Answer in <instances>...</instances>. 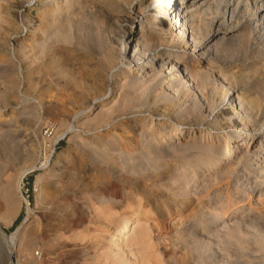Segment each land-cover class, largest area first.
<instances>
[{
	"label": "rangeland",
	"instance_id": "374dc122",
	"mask_svg": "<svg viewBox=\"0 0 264 264\" xmlns=\"http://www.w3.org/2000/svg\"><path fill=\"white\" fill-rule=\"evenodd\" d=\"M114 1L131 10L139 0ZM101 2L0 0V264H111L98 254L111 229L131 213L140 214L149 233L142 251L147 257L132 246L125 254L130 264H264V193L254 196L252 190L264 184V140L232 149L217 170L218 152L197 180L195 151L181 157L192 168L185 172L181 158L155 154L159 146L166 148L162 142L179 124L186 127L182 145L213 139L220 149L226 143L231 150L235 143L225 136L241 122L237 116L235 123L228 121L231 99L221 95L224 88L237 87L264 106V25L253 33L243 27L219 46L210 56L212 70L195 78V86L175 83L168 70L150 62L147 71L158 77L132 87L127 55L119 57L101 43ZM252 5L250 0V10ZM148 12L133 27L145 52L157 53L160 62L169 54L174 61L193 58L180 46H158L156 37L167 28L149 24ZM162 14L167 22L169 16ZM141 65L133 62L131 68ZM244 128L238 126V138L253 135ZM257 145L258 155L246 153ZM30 168L21 194L19 179ZM214 205L221 206L222 217L207 220ZM31 233L37 239L26 248Z\"/></svg>",
	"mask_w": 264,
	"mask_h": 264
},
{
	"label": "bare ground",
	"instance_id": "6f19581e",
	"mask_svg": "<svg viewBox=\"0 0 264 264\" xmlns=\"http://www.w3.org/2000/svg\"><path fill=\"white\" fill-rule=\"evenodd\" d=\"M96 1L98 2L99 0H96ZM100 1H102V2H101V4H99L100 6L98 7V10L101 13V17L104 19L103 21L105 22V26H104V28H102L100 30V35H99V37L101 39V43L103 46H106V48H108V46H111L114 49L113 52H115L116 55L119 57L121 55H127L126 64H128V66H129L127 68V70H128L127 74L129 75V83L132 87H134L136 85L144 86V85H146L147 82L148 83H149V81L152 82L153 79L155 78V76H157V75L153 76V75L149 74V72L147 71L148 67H146L145 65L150 63V62L153 66H158L159 70H161L160 68H165L166 70H168L169 75L176 78L177 81L175 83H177V82L180 84L184 83L185 85L192 83L191 86H195L194 81H193L195 78L196 79H203V76L206 75L207 72L209 73L212 70L211 69L212 65L210 64V56L211 55L213 56V53L216 50H218L219 46H223L227 42H230L229 40L234 38L235 35H238V33L241 30H243V27L244 28L247 27V28L251 29V32H252V28L255 30L259 26L264 25V0H252L253 1V5H252L253 10L251 9L253 11L252 14H249V11H251L250 10V8H251L250 7V0H139L135 6L130 8L131 10L122 8L114 0H100ZM125 2H126V0H125ZM156 2H161L162 4L160 7H157V12H155V14L154 13L152 14L151 8L156 4ZM58 7H60V6H58ZM146 11L150 12V13L148 12L149 16L150 15L153 16L150 19V21L148 20L149 24L152 22H156V26H159L163 29L167 28V31H165V32L163 31V33L161 32V33H159V35H157L156 38L159 39V42H160L158 46H174V45L176 47L180 46V47L184 48V50H190L192 53H194V57L190 58L189 60H188V58H185V57H177L178 60L176 59L177 61H174V60L168 59V58H172L171 54H169V52H168L169 57H167V59H165L163 61L161 60V62H160L159 59L156 58L157 53L155 54V53L151 52V54H147L145 52L146 50L143 49L144 47H141V46H144V45H141L142 35L135 33V31L133 29L134 25L136 23H138V18L143 16V14ZM161 13L169 16V19L167 22H166V20L163 19L162 16H160ZM139 24L142 25V29L145 28V23L143 22V20L139 21ZM259 30H261V29H259ZM129 31H130L131 35H129V37L125 38V34L128 33ZM244 31H246V30H244ZM97 46H98V43H97ZM148 46H149V44H148ZM103 51L105 52V50H103ZM106 51H108V50H106ZM244 51H246V50H244ZM105 53H102L103 56H105ZM99 56H100V54H99ZM215 58H217V57H215ZM96 59H98V58H96ZM123 59H125V58H123ZM138 61H142V65L140 67H138L137 69H134V67L131 68L132 63L138 62ZM197 61L199 63H197ZM104 62H102V63H104ZM105 63H108V62H105ZM105 66H106V64H105ZM201 66L204 68V70H201V68H200ZM213 71H215V70L213 69ZM219 72H221V71H219ZM211 74H212V72L210 73V75ZM217 74H219V73H217ZM218 77H219V75H218ZM222 78H223V74H222ZM226 81L227 80L225 79V82ZM244 83H245V81H244ZM199 85H201V83H199ZM226 86H227V83H226ZM230 86H232V85H230ZM233 87H235V86H233ZM238 91L239 90L237 87L236 88H224L223 94L221 95V96H224V98L231 99L232 107L227 108L225 111V113H227V115H228L227 117H229L228 121L229 122L232 121L233 123H235L234 121L239 119V121L241 122V124H239V125L237 124L235 126L234 132L230 133V131H231L230 130L229 135L225 136L226 139H231L233 141L232 142L233 144L235 143L234 146L231 147V150L228 149L226 143L223 146L224 148L220 149V147L222 145L221 146L218 145L217 144L218 140H213V139H211L206 144H200V145L199 144H197V145L193 144V145H191V143H188V144L185 143L182 145L180 143V141L183 139V134L185 132L184 129H186V127L184 128L183 127L184 125L182 126L181 124H179L175 128H172V132L169 133L166 137V140L164 139V142H162V144H164V145L168 144V145H165L166 146L165 149H163L161 147L162 145L159 146L158 149L153 148V149L157 150L156 152H158L155 154H157L159 156L161 154H163V155L164 154H166V155L171 154L170 157L172 156V159H173V156L178 159V158H181L182 156H184L185 154H187L188 152L195 151V153L197 155L196 156L197 160H196V163L195 164L192 163V165H195V167H194L195 169L193 172L194 173L193 178L195 180H197V179H199L198 174L200 172H202V168L208 166L207 164L209 163L210 159L212 157H214L215 154L217 155L218 152L221 151L222 154L219 156L217 155L218 157L216 156L217 160H216V164H215V169H217V170L221 169L223 167V162L225 160H227L228 153L230 151H232V149L235 148L234 152H238L239 150H244V148H242L243 147L242 145L246 144V148H247L249 143L252 142V140H254V139H258L259 140L258 142L261 143V141L264 140V130L261 132L259 131L261 129L260 118H262V116L260 117V115H262V113L264 112V110H263L264 106L260 105V102H261L260 98L252 97V96H250V93L241 94ZM136 97H138V96H136ZM95 100L96 99H94L93 102H95ZM127 102H129V101H127ZM222 102H224V100ZM236 116L238 119L234 120V118H236ZM263 116H264V114H263ZM225 120H227V119H225ZM250 121L252 122V124H250L251 126L249 125ZM262 122H263L262 124H264V119L262 120ZM258 123H259V126L257 125ZM227 124L225 123V125H227ZM244 125H245V128L247 127L251 131H253V135L252 136H242L241 135L242 137L238 138L237 128H238V126L243 127ZM228 126H229V124H228ZM189 129L190 128H188V130ZM191 129H193V128H191ZM227 129H230V128H227ZM193 132H194V130H193ZM189 133L192 134V132H190V130H189L188 134ZM59 137H61V136H59ZM208 137H212V134L211 135L209 134ZM111 146H112V144H111ZM259 146L260 145L255 146L253 151H247L246 153L251 154V155L259 153L260 152ZM248 148H249V146H248ZM251 149H252V147H250V150ZM169 155H167V156H169ZM244 155H245V153H244ZM189 156L191 157L192 155H189ZM150 159H152V158H150ZM181 160H182V158H181ZM181 160H180V162H182L181 164H183L182 165L183 172H185L188 168H190L192 170L189 163L187 166V163H185V162L183 163V160L182 161ZM244 160H246V159H244ZM176 161L177 160H175V162ZM184 161H187V159H184ZM176 163H178V162H176ZM134 166H136V165H134ZM31 170L32 169L30 168V169L24 170V172L22 173V175L19 179L18 190H20V182L22 180L23 175L28 174ZM224 172H225V170H224ZM263 172H264V170H263ZM220 175H222V174H220ZM220 175H217L216 177H218ZM246 181H247V179H246ZM233 182H234V180H233ZM263 182H264V180H263ZM219 183H221V182H219ZM211 184L213 185V183H210L209 185H211ZM234 184H235V182H234ZM236 185H237V183L235 184V186ZM262 185H263L262 187L258 186L259 188L255 187L254 189H252L255 191L254 196L263 195L264 184H262ZM205 190H207V189L205 188ZM229 194H231V193H229ZM240 199H242V198H240ZM259 203H260V201H259ZM259 203H257V204H259ZM260 207H262V206H260ZM221 209L222 208L220 205H218V206L216 205L215 207H210V209L206 212V219L208 220L209 218H212V217L213 218L217 217V219H219L221 216L219 214L221 212ZM96 211H100V210L98 209ZM234 211H236V210H234ZM109 213L110 212H108L107 214H109ZM28 215L29 216L32 215L31 211H29ZM139 215L140 214L134 215V213L133 214L131 213L128 215L127 219H125L123 222H121L119 224H116L114 226V228L111 229V232L107 234V239L105 240V244L103 243V245L100 249L101 251L98 254L99 257L97 256L98 258H102V260H104L106 262L108 260H109L108 262L112 261L111 264H130L131 262L128 263L129 260L128 261L125 260V257H126L125 254L127 252H129L128 249L132 246L138 247L139 250H137V251L139 253H142L143 257H147V256H145V254L143 255L142 251H145L146 247H148V246H145L144 238L148 237L147 234L149 233V230L147 229L148 227L146 228L145 226L140 225V223L138 221ZM110 220H111V218H110ZM89 223H90V221H89ZM17 229L19 230V228H17ZM9 236H10L9 240L8 239L7 240L9 241L8 242L9 246L11 245V247H12L14 245L13 242L15 239V234L9 235ZM36 239H37V235H35V233L34 234L31 233L30 235H28L27 240L25 239V244H24L25 247L26 248L31 247V245L33 244V242ZM142 240H144V243H142L143 242ZM261 242H263V241H261ZM257 244H258V242H257ZM258 247H260V246H258ZM135 251H136V249H135ZM138 256H139L138 258H142V256L140 254ZM143 259H146V258H142V260L139 259V262L141 260V263H143L142 262ZM145 263H147V262H145ZM147 264H149V263H147ZM153 264H154V262H153Z\"/></svg>",
	"mask_w": 264,
	"mask_h": 264
},
{
	"label": "built area",
	"instance_id": "2783aa9c",
	"mask_svg": "<svg viewBox=\"0 0 264 264\" xmlns=\"http://www.w3.org/2000/svg\"><path fill=\"white\" fill-rule=\"evenodd\" d=\"M46 159V153H44V151H43V154H42V160H45ZM25 178H26V175L22 178V180H21V182H20V186H21V194H22V192H23V190L25 189V186H26V184H25Z\"/></svg>",
	"mask_w": 264,
	"mask_h": 264
}]
</instances>
